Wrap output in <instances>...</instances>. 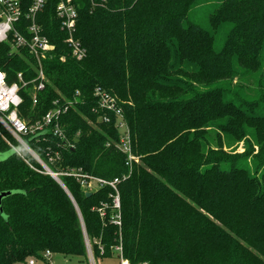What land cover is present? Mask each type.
Instances as JSON below:
<instances>
[{
	"label": "trees",
	"instance_id": "trees-1",
	"mask_svg": "<svg viewBox=\"0 0 264 264\" xmlns=\"http://www.w3.org/2000/svg\"><path fill=\"white\" fill-rule=\"evenodd\" d=\"M71 1L87 57H73L60 0H46L38 21L55 49L42 62L37 105L34 57L0 43L8 83L19 74L27 83L25 122L80 93L61 115L64 140L50 130L24 138L63 185L0 125V193L12 192L0 211V264H28L48 251L88 264L86 239L96 261L120 247L129 264H264V0ZM21 3L27 12L33 0ZM201 5L210 7L207 27L191 19ZM98 87L118 99L140 158L118 186L120 227L112 188H83L62 175L129 174ZM240 142L244 152L227 150Z\"/></svg>",
	"mask_w": 264,
	"mask_h": 264
},
{
	"label": "built area",
	"instance_id": "built-area-1",
	"mask_svg": "<svg viewBox=\"0 0 264 264\" xmlns=\"http://www.w3.org/2000/svg\"><path fill=\"white\" fill-rule=\"evenodd\" d=\"M45 3L46 0H33L29 10L25 12L21 0H0V43H8L14 50L26 49L38 61L36 93L33 95L34 105L38 104L37 92H42L46 88L47 79L42 62L46 55L55 49V46L43 35V29L38 21V16L44 9ZM56 13L57 17L61 20V30L68 34L66 43L71 48L73 57L78 61L85 59L87 57V51L81 41L76 38L78 13L75 5L71 0H60L56 8ZM18 81L9 84L6 73L0 70V125L38 161L47 174L54 175L57 180L61 181L59 174L52 172L48 165L28 146L24 138L27 136H36L50 130L56 137L64 140L66 136L59 123L61 115L76 103L80 93L77 92L75 101L69 102L68 106L64 108L58 107L59 101H55V107L53 109L48 111L41 119L29 124L19 116V106L23 102L20 89L21 85L25 87L27 83L23 81L22 74L18 75ZM94 94L98 100V108L101 111L105 114H115V127L120 134L119 140L115 143V147L126 156L129 174L123 178H115L113 180L91 177L83 173L82 169L78 171L70 170L61 174L74 176L81 182L83 188L91 190L104 187L112 188L114 194L111 197L113 198V207L116 211L112 222L120 227L121 215L119 210L121 204L118 186L122 181L130 178L133 166L134 164L140 163V158L133 152L130 128L119 106L118 99L111 96L101 87L96 88ZM100 121L103 123L111 122L109 115H104ZM105 215L106 213L102 211V216ZM117 251L121 252V248L118 247ZM51 256L52 253L49 251L44 254V258L46 259ZM28 264H36V260L31 259Z\"/></svg>",
	"mask_w": 264,
	"mask_h": 264
},
{
	"label": "rangeland",
	"instance_id": "rangeland-1",
	"mask_svg": "<svg viewBox=\"0 0 264 264\" xmlns=\"http://www.w3.org/2000/svg\"><path fill=\"white\" fill-rule=\"evenodd\" d=\"M73 3V2H72ZM209 6H199L191 13V19L192 21L198 23L199 25L203 27L208 26V12H209ZM35 59V58H34ZM36 61V70L38 68V61ZM91 124V122H89ZM96 128V127H95ZM235 149L237 152H244V142L236 143L231 148H227V150ZM86 243L88 246V264H121V262H126L127 260H123L122 257H118L119 251L116 250V254L112 256V258L109 259H101V260H95L93 253H92V247L88 239H86ZM82 259L77 257H66L62 255H53V258H44L42 260H37L36 264H87L84 261L81 263ZM129 263V262H128Z\"/></svg>",
	"mask_w": 264,
	"mask_h": 264
},
{
	"label": "water",
	"instance_id": "water-1",
	"mask_svg": "<svg viewBox=\"0 0 264 264\" xmlns=\"http://www.w3.org/2000/svg\"><path fill=\"white\" fill-rule=\"evenodd\" d=\"M54 179H56L55 177H54V175H51ZM56 181L57 182H59L61 185H62V183H61V181H59V180H57L56 179ZM12 195V192H4V193H0V211H1V213L3 212V208H2V201H3V199L4 198H6V197H8V196H11ZM91 194L90 193H88L87 194V196L89 197Z\"/></svg>",
	"mask_w": 264,
	"mask_h": 264
},
{
	"label": "crops",
	"instance_id": "crops-1",
	"mask_svg": "<svg viewBox=\"0 0 264 264\" xmlns=\"http://www.w3.org/2000/svg\"><path fill=\"white\" fill-rule=\"evenodd\" d=\"M50 258H53V255L50 257ZM126 262H121V264H125ZM127 264H129L128 262H127Z\"/></svg>",
	"mask_w": 264,
	"mask_h": 264
}]
</instances>
